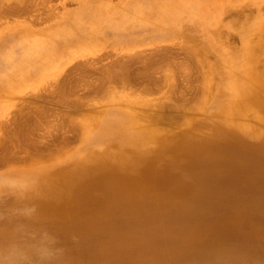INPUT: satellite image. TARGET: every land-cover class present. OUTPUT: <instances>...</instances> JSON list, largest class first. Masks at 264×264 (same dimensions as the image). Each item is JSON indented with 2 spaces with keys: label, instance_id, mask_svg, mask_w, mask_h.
<instances>
[{
  "label": "rangeland",
  "instance_id": "obj_1",
  "mask_svg": "<svg viewBox=\"0 0 264 264\" xmlns=\"http://www.w3.org/2000/svg\"><path fill=\"white\" fill-rule=\"evenodd\" d=\"M255 100L264 106V0H0V264H264V114ZM239 103L249 108L225 115ZM180 137L186 152H217L203 179L189 162L200 157L169 147ZM155 138L159 169L193 190L181 215L154 192L144 207L158 218L102 190L93 201L114 210L98 226L74 203L42 210L36 193L49 178H69L92 154L151 151ZM229 167L243 184L225 185ZM44 229L62 248L50 262L33 248ZM122 238L127 252L108 248Z\"/></svg>",
  "mask_w": 264,
  "mask_h": 264
},
{
  "label": "bare ground",
  "instance_id": "obj_2",
  "mask_svg": "<svg viewBox=\"0 0 264 264\" xmlns=\"http://www.w3.org/2000/svg\"><path fill=\"white\" fill-rule=\"evenodd\" d=\"M171 10L173 11L172 8ZM171 12H168V15ZM173 13L175 12L173 11ZM159 14H161V12ZM32 44L35 43H31V45ZM250 104V107L261 112L262 115L264 114V106L260 102L255 100ZM247 108H249L248 103H239L230 108L225 115L231 117L243 113ZM236 125L242 130H247L242 124ZM256 129L247 130L246 132L250 135L257 136L260 132ZM160 140L161 138H155L153 150L148 152H113L108 150L103 153L92 154L76 168L69 171L70 173L67 174L69 175V178L64 177L65 172L49 178L44 184H42L39 189L40 191L36 193L38 200L41 203L42 210L49 213L53 212L55 214L70 212L71 210L65 206L68 203H74L78 215L86 214L89 216V226H98L104 220L110 218L113 213L114 209L110 205H107V202L105 201L112 197L121 199L129 207L141 210L146 217L158 218V212L155 213L154 210H148L144 207L147 203L153 200L151 194L154 192L156 194L154 202H156L157 205L165 206L164 208L170 216L181 215L184 212L186 205L192 203V201L196 199L191 188L185 189L174 184L170 176L159 169L157 163L159 161L158 146ZM177 142L178 144L176 148H174L172 142H170L171 144L169 147L177 149V151L182 154L188 153L187 155L191 159H194L192 156L200 157V160H192L189 162L190 167L192 169L194 168L195 178L200 180L203 179V176H201L202 174H199V172L204 170V167L208 166V163L215 159L217 152L212 149L197 150L195 148L190 152H186L184 151L185 149H191L190 141L184 137H180ZM229 168L230 173L224 180L225 185L235 187L243 184L244 180L242 179L241 174L233 170L235 168ZM74 172V177H72ZM75 176L79 177L80 180L75 181L77 179ZM94 190H102L104 192L106 199L101 204H97L93 201L92 193ZM231 226H233V224H224L221 228V234L228 232ZM126 242L127 239L125 238H122L121 240L118 239L116 240L117 244L114 243V245H111L108 248L117 252H127L128 249L125 247Z\"/></svg>",
  "mask_w": 264,
  "mask_h": 264
},
{
  "label": "clouds",
  "instance_id": "obj_3",
  "mask_svg": "<svg viewBox=\"0 0 264 264\" xmlns=\"http://www.w3.org/2000/svg\"><path fill=\"white\" fill-rule=\"evenodd\" d=\"M34 190L35 182H33L32 184L21 185V195ZM36 213L37 206L35 204H32L23 210V214L29 218L35 216ZM72 239L75 240L76 238L73 237ZM59 244V238L55 234L44 229L40 230L35 237L33 248L39 260H41L42 262H50L60 253H62V248L59 247ZM14 254L22 256L23 252L20 250H16Z\"/></svg>",
  "mask_w": 264,
  "mask_h": 264
}]
</instances>
